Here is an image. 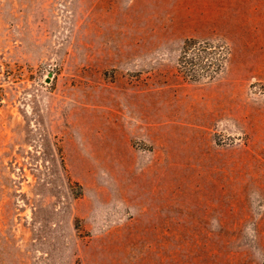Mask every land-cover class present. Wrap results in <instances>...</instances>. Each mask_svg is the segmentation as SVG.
<instances>
[{
	"label": "rangeland",
	"instance_id": "obj_1",
	"mask_svg": "<svg viewBox=\"0 0 264 264\" xmlns=\"http://www.w3.org/2000/svg\"><path fill=\"white\" fill-rule=\"evenodd\" d=\"M263 263L264 0H0V264Z\"/></svg>",
	"mask_w": 264,
	"mask_h": 264
},
{
	"label": "trees",
	"instance_id": "obj_2",
	"mask_svg": "<svg viewBox=\"0 0 264 264\" xmlns=\"http://www.w3.org/2000/svg\"><path fill=\"white\" fill-rule=\"evenodd\" d=\"M190 45V46H188ZM214 47V45L204 42V43H199L198 41H195L193 38H188L185 40L184 45H183V50L182 55L180 56V58L177 60V65L178 68L181 69V75L185 78L188 79H194V74L189 72L190 68L193 66H199L202 67L205 64V61L202 60L201 58L204 57L203 55L199 58L197 57L196 59L194 58V56H190V58L186 57L185 54L188 51V49L190 48H194L196 51H203L205 49H208L210 47ZM220 55V54H218ZM223 56V55H222ZM222 57L218 56L215 57V61H216V66L215 68L218 69L220 63H221ZM207 65V63H206ZM212 74H209L208 77H210ZM264 264V263H263Z\"/></svg>",
	"mask_w": 264,
	"mask_h": 264
},
{
	"label": "crops",
	"instance_id": "obj_3",
	"mask_svg": "<svg viewBox=\"0 0 264 264\" xmlns=\"http://www.w3.org/2000/svg\"><path fill=\"white\" fill-rule=\"evenodd\" d=\"M223 79H224V78H223ZM225 80H227V78H226V79H224V81H225ZM231 80H233V81H234L233 83H235V81H236V79H235V78H230V79L228 78V81H231Z\"/></svg>",
	"mask_w": 264,
	"mask_h": 264
}]
</instances>
